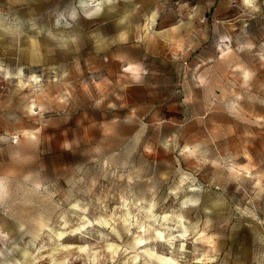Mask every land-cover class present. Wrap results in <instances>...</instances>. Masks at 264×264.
<instances>
[{
	"label": "rangeland",
	"instance_id": "rangeland-1",
	"mask_svg": "<svg viewBox=\"0 0 264 264\" xmlns=\"http://www.w3.org/2000/svg\"><path fill=\"white\" fill-rule=\"evenodd\" d=\"M0 177L5 230L48 207L44 187H94L109 207L154 187L168 209L183 186L193 239L159 264H264V0H0Z\"/></svg>",
	"mask_w": 264,
	"mask_h": 264
},
{
	"label": "clouds",
	"instance_id": "clouds-1",
	"mask_svg": "<svg viewBox=\"0 0 264 264\" xmlns=\"http://www.w3.org/2000/svg\"><path fill=\"white\" fill-rule=\"evenodd\" d=\"M230 41L231 37L227 35L219 38L220 44L226 46L230 45ZM27 79L25 87L41 84V78L35 74ZM189 151L185 146L180 150V155ZM112 175L115 177L116 173ZM117 178L123 180L125 176ZM135 180H139V177H135ZM135 180L132 175H127L129 186ZM3 184L4 178L0 177V185ZM69 185L60 201H54L52 197L56 193H49L44 187L43 191L47 193L44 199L48 207L35 215L14 213L7 217L8 230L0 226V264H40L45 259L50 264H70V260L81 259L80 256L65 255L73 251L86 257L85 264H115L116 256L120 253L128 257L123 260V264H140L141 260L143 264H159L158 257L163 252H158V247L166 248L169 253L174 254V250L182 253L186 242L193 239L189 236L191 223L188 216L191 209L199 206L200 199L197 196L180 199L177 193L183 190V186L170 190V195L179 200L178 206L164 209L157 201L154 187L147 188V198L143 194H134L131 187L121 188L112 197L109 207V198L96 195L94 187L77 188L71 181ZM188 191L196 193L200 189L189 187ZM185 199L188 203H185ZM10 200L11 189L5 186L0 189V206L7 209ZM125 236L130 239L124 244L118 243ZM68 237H79L88 242L79 245L65 243ZM129 253L132 255L129 256ZM183 259L180 255L174 264H179Z\"/></svg>",
	"mask_w": 264,
	"mask_h": 264
}]
</instances>
